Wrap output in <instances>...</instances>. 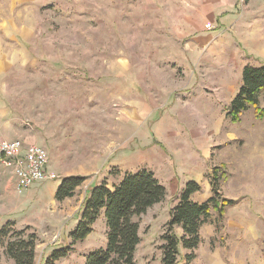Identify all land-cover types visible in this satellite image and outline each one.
Segmentation results:
<instances>
[{
	"label": "rangeland",
	"instance_id": "rangeland-1",
	"mask_svg": "<svg viewBox=\"0 0 264 264\" xmlns=\"http://www.w3.org/2000/svg\"><path fill=\"white\" fill-rule=\"evenodd\" d=\"M263 62L264 0H0V136L42 138L57 188L87 176L75 196L39 200L50 182L20 192L0 161V229L30 227L44 264L69 244L87 190L146 167L167 193L135 217L137 264H158L175 185L197 180L205 201L217 169L236 203L222 217L212 209L191 264H264V98L238 122L227 116L244 65ZM100 218L56 264L106 245ZM0 264H14L1 246Z\"/></svg>",
	"mask_w": 264,
	"mask_h": 264
},
{
	"label": "trees",
	"instance_id": "trees-1",
	"mask_svg": "<svg viewBox=\"0 0 264 264\" xmlns=\"http://www.w3.org/2000/svg\"><path fill=\"white\" fill-rule=\"evenodd\" d=\"M263 98L264 62L246 64L242 70V83L228 105L227 116L232 122H238L249 108L260 111ZM217 172L215 169L211 177L212 194L205 201L193 198L201 190L197 180H188L180 190L178 201L170 209L167 229L160 236V264H182L181 258L185 259V264H191L202 241L201 228L212 220V209L222 217L227 207L236 203L235 199L222 195ZM86 178L81 174L62 177L54 194L55 199L62 201L75 196ZM166 191V186L155 172L146 167L125 171L111 186L106 178L102 179L87 190L78 221L69 230V244L55 249L46 257L44 264H56V260L66 257L76 242L93 232L94 224L101 215L105 218L107 243L88 251L84 264H137L136 253L142 236L140 223L135 217L162 201ZM175 227L181 228L182 233H176ZM29 228L16 229L12 220L1 226L0 246L3 253L14 260V264H35L37 237L35 232H26ZM181 248L187 250L183 257Z\"/></svg>",
	"mask_w": 264,
	"mask_h": 264
},
{
	"label": "built area",
	"instance_id": "built-area-1",
	"mask_svg": "<svg viewBox=\"0 0 264 264\" xmlns=\"http://www.w3.org/2000/svg\"><path fill=\"white\" fill-rule=\"evenodd\" d=\"M0 161L12 171L20 192L52 177L49 152L38 143L25 146L20 138H0Z\"/></svg>",
	"mask_w": 264,
	"mask_h": 264
},
{
	"label": "crops",
	"instance_id": "crops-1",
	"mask_svg": "<svg viewBox=\"0 0 264 264\" xmlns=\"http://www.w3.org/2000/svg\"><path fill=\"white\" fill-rule=\"evenodd\" d=\"M8 134V135H7ZM7 134H2V136H0V137H2V138H7V139H16V138H20V139H22L23 140V143H24V145L26 146V145H28V144H31V143H38V144H40V145H42L41 144V142H43V140H42V138L40 139V138H38V137H36L35 135H32V134H30V133H22V132H15V133H7ZM43 146H45V145H43ZM46 147V146H45ZM47 171L52 175V173H51V171H50V165H49V167L47 168ZM12 172V171H11ZM54 179H56V177H54V178H52V179H48V180H45L46 182H50V184L51 185H49V190H47L46 192L43 190V189H41V191H40V193H39V197H38V199L40 200V199H42L44 196H45V194H50L51 196H53L54 194H55V191H56V189H57V185L54 183ZM188 180H190V179H186V180H184V181H182L181 182V185L180 186H178V184H176L175 185V189L176 190H178L179 192H180V190L182 189V187L185 185V183L188 181ZM15 181H16V179H15ZM44 181V182H45ZM178 181V180H177ZM177 181H174V182H177ZM16 183V182H15ZM40 183H42V182H40ZM40 183H36V184H34L32 187H34V186H36V185H40ZM47 185V184H46ZM172 186H173V182H172ZM31 187V188H32ZM31 188H29V190L27 191V192H29L30 190H31ZM37 199V200H38ZM55 200V199H54ZM27 200H25V202H26ZM99 219H101L100 217L97 219V221L99 220ZM95 224H96V222H95ZM95 224H94V230H95ZM93 230V231H94ZM138 251V250H137ZM136 259H138L137 258V253H136ZM158 261H159V263L158 264H160V257H159V259H158Z\"/></svg>",
	"mask_w": 264,
	"mask_h": 264
}]
</instances>
